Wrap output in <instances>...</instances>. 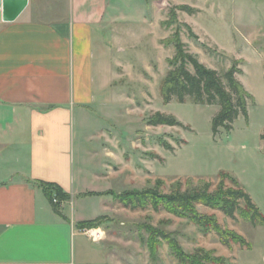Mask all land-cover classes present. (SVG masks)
Segmentation results:
<instances>
[{
  "label": "rangeland",
  "instance_id": "obj_1",
  "mask_svg": "<svg viewBox=\"0 0 264 264\" xmlns=\"http://www.w3.org/2000/svg\"><path fill=\"white\" fill-rule=\"evenodd\" d=\"M112 11L107 46L96 58L101 98L74 119L77 184L96 192L107 187L170 192L177 182L183 189L211 182L215 189L227 173L264 217V0H114ZM177 37L206 67L219 73L233 66L240 70L236 77L252 98L248 115L240 114L230 131H213L218 104L165 102L162 83L172 68ZM188 68L194 71L192 65ZM157 112L175 116L181 125L149 124ZM94 150L100 160L93 159ZM102 160L111 161L112 176L101 177L107 173ZM108 200L110 209L99 226L101 243L85 237L81 255L88 264H186L172 242L190 257L202 256L204 250L227 264L263 260L264 224L253 225L238 213L232 218L220 209L197 206L200 213L214 215L223 227L245 236L250 247H229L216 232H204L192 219L166 210L126 207L112 196L77 202L86 215L96 217L103 213L97 212L100 201ZM149 225L169 238L152 239Z\"/></svg>",
  "mask_w": 264,
  "mask_h": 264
},
{
  "label": "crops",
  "instance_id": "obj_2",
  "mask_svg": "<svg viewBox=\"0 0 264 264\" xmlns=\"http://www.w3.org/2000/svg\"><path fill=\"white\" fill-rule=\"evenodd\" d=\"M113 1L28 0L15 20H0V264H88L85 237L101 243L99 227L77 224L105 215L109 200L96 217L77 201L119 191L77 184L74 119L101 98L96 58L114 22ZM101 162V177L112 176L111 161ZM36 180L59 184L70 199L55 209Z\"/></svg>",
  "mask_w": 264,
  "mask_h": 264
},
{
  "label": "trees",
  "instance_id": "obj_3",
  "mask_svg": "<svg viewBox=\"0 0 264 264\" xmlns=\"http://www.w3.org/2000/svg\"><path fill=\"white\" fill-rule=\"evenodd\" d=\"M176 54L169 60L172 68L169 70L162 83V93L165 102L176 99L179 102L191 100L195 103L218 104L219 112L214 116L212 126L214 133L220 128L230 131L233 123L240 114L248 115V98L251 94L237 79L235 66L223 73L206 67L197 57L185 51L181 41L176 39ZM192 65L194 71L188 68ZM228 89H227V86ZM149 124L181 125L175 116L157 112L148 120ZM221 181L215 189L211 182L197 186H188L183 189L182 183L177 182L170 192H163L159 187L147 189H131L122 192H112L116 199L126 207L147 208L154 210H166L181 217H188L196 222L204 232H216L223 244L231 247L233 243L250 247L249 241L235 230L223 227L214 215L200 213L198 205H204L212 209H220L229 217L236 218L238 213L253 225L264 224V217L257 205L252 201L248 192L230 174H221ZM232 184L227 185L226 180ZM35 183L42 188L52 206L59 210L62 201L70 199V195L54 182L36 180ZM57 199V202H55ZM244 203V205L242 204ZM103 216L81 221L77 224L82 229L97 228L102 224ZM152 239H168V234L147 226ZM174 253L186 264H227L226 259L213 256V251L205 252L202 256H188L175 242H172Z\"/></svg>",
  "mask_w": 264,
  "mask_h": 264
},
{
  "label": "water",
  "instance_id": "obj_4",
  "mask_svg": "<svg viewBox=\"0 0 264 264\" xmlns=\"http://www.w3.org/2000/svg\"><path fill=\"white\" fill-rule=\"evenodd\" d=\"M28 0H0V20L13 21L24 10Z\"/></svg>",
  "mask_w": 264,
  "mask_h": 264
},
{
  "label": "built area",
  "instance_id": "obj_5",
  "mask_svg": "<svg viewBox=\"0 0 264 264\" xmlns=\"http://www.w3.org/2000/svg\"><path fill=\"white\" fill-rule=\"evenodd\" d=\"M55 202H57V199H55Z\"/></svg>",
  "mask_w": 264,
  "mask_h": 264
}]
</instances>
